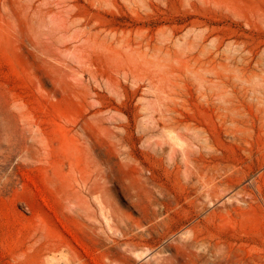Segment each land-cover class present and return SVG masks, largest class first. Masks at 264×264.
Masks as SVG:
<instances>
[{
    "label": "rangeland",
    "instance_id": "374dc122",
    "mask_svg": "<svg viewBox=\"0 0 264 264\" xmlns=\"http://www.w3.org/2000/svg\"><path fill=\"white\" fill-rule=\"evenodd\" d=\"M0 264H264V0H0Z\"/></svg>",
    "mask_w": 264,
    "mask_h": 264
},
{
    "label": "bare ground",
    "instance_id": "6f19581e",
    "mask_svg": "<svg viewBox=\"0 0 264 264\" xmlns=\"http://www.w3.org/2000/svg\"><path fill=\"white\" fill-rule=\"evenodd\" d=\"M222 184V183H221ZM217 189V188H216Z\"/></svg>",
    "mask_w": 264,
    "mask_h": 264
}]
</instances>
